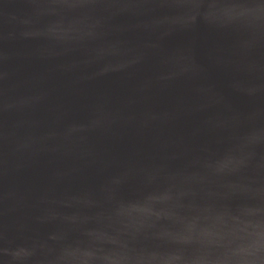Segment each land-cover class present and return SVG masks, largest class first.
<instances>
[{
	"label": "water",
	"instance_id": "95a60500",
	"mask_svg": "<svg viewBox=\"0 0 264 264\" xmlns=\"http://www.w3.org/2000/svg\"><path fill=\"white\" fill-rule=\"evenodd\" d=\"M0 264H264V0H0Z\"/></svg>",
	"mask_w": 264,
	"mask_h": 264
}]
</instances>
